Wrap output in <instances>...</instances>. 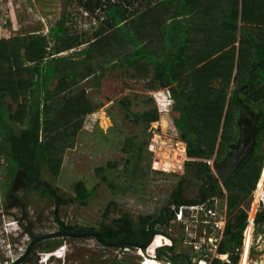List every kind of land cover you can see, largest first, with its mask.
<instances>
[{
    "label": "trees",
    "instance_id": "obj_1",
    "mask_svg": "<svg viewBox=\"0 0 264 264\" xmlns=\"http://www.w3.org/2000/svg\"><path fill=\"white\" fill-rule=\"evenodd\" d=\"M193 2L184 0L181 13L173 10L171 0H158L130 14L126 10L129 0H80L92 13L105 11L104 22L90 39L70 36L64 17L48 34L0 38V154L8 160L7 181L1 187L7 201L16 196L18 183L27 193L40 189L42 195L51 198L48 191L38 186L39 170L59 175L66 149L74 146L85 117L96 109L80 84L90 80L99 86L102 62L94 65L91 61L97 52L100 56L107 53L113 59L120 58L118 65L134 68L141 77L151 74V89L169 86L171 104L164 114L151 108L134 115L146 122L162 116L168 119L177 130V138L186 142L191 160L186 161L184 175L158 211L141 215L140 221L127 215L120 223L116 220L103 224L98 229L102 238L107 242L144 244L154 234L150 246L158 251L161 247L174 250L177 239L158 227H167L188 205L223 193L221 184L213 182L210 164L192 159H223L239 137L238 121L246 116L243 110H250L258 117L257 141L254 152L224 186L230 217L218 247L220 258L227 260V253H231V264H238L237 249L242 246L245 229L240 264H249L253 231L259 239L264 234V191L261 208L254 217L249 216L248 220V211L242 206L264 179V0L196 2L202 9L188 18L191 23L184 28L187 39L176 44L170 56L167 22L186 15V6ZM85 43L89 48L72 54L79 53L77 60L59 55ZM232 83L234 88L229 93ZM127 146L134 149L136 157L133 160L128 156L124 163L126 173L120 181L125 183L121 188L124 196L130 195L132 177L143 153L142 146L132 140ZM195 183L200 185L198 197L184 200V192ZM76 193L78 200L84 202L93 190L80 182ZM262 253L260 248L255 250L251 264L261 262Z\"/></svg>",
    "mask_w": 264,
    "mask_h": 264
},
{
    "label": "rangeland",
    "instance_id": "obj_2",
    "mask_svg": "<svg viewBox=\"0 0 264 264\" xmlns=\"http://www.w3.org/2000/svg\"><path fill=\"white\" fill-rule=\"evenodd\" d=\"M129 2L126 10L131 14L135 10L142 11L157 0L140 4L137 0ZM62 17L70 36L80 35L79 39L83 37L86 40L92 38L99 24L104 22L105 11L99 9L92 13L81 5L80 0H0V38L30 33L48 34L46 32L55 28ZM173 43L176 46L178 41ZM87 46L88 43H85L77 47ZM175 49L171 48L170 56ZM72 54L65 56L71 57ZM92 60L94 65L97 61L102 62L100 72L103 74L98 81L99 86L85 80L81 82L80 89H88L89 98L96 109L85 117L74 146L66 149L59 175L55 177L50 171L39 170L38 186L48 191L51 198L42 195L40 189L27 193L25 188L18 187V183L15 198L7 201L1 183L7 181L8 160L0 154V264H10L15 251L24 252L33 236L58 232L61 227L58 220L66 226L82 227L85 231H98L103 224L116 220L120 223L127 215L140 221L141 215H152L163 206L185 173L186 161L191 158L186 153V142L177 138L178 133L172 123L163 116L157 121L146 122L137 120L134 115L151 108H158L164 114L171 104L169 86L151 89L148 85L151 74L148 75L150 77H141L134 68L118 65L120 58L113 59L110 54L100 56L97 52ZM109 61L116 65L112 67ZM230 87L229 93L234 84ZM13 106L16 108L15 103ZM158 137L160 142L157 145L155 140ZM129 140L138 146L140 144L143 153L134 171L136 175L132 177L130 195L124 196L121 188L125 183L120 182L126 173L124 163L128 156L133 160L136 157L134 149L127 146ZM168 141L173 145L170 148ZM179 142L184 143V152L177 149ZM173 148L178 151L177 159L185 155L184 166L180 170H175L171 165ZM214 159L215 156L207 159L210 166ZM80 182L93 190V195L84 202L77 198L76 185ZM199 186L195 183L187 188L184 200L197 198ZM263 191L264 179L243 202L242 206L248 211V220L249 216L260 210ZM216 198L214 205L217 209L220 212L227 210L224 187L223 193L216 195ZM24 205H27L26 212ZM205 217L182 216L172 220L167 227H158L177 239L174 250L161 247L158 251L152 245L147 248L148 254L142 248L105 246L92 236H59L39 242L22 264H198L200 257L209 253L220 263L231 264L229 253L227 260L220 258L216 247L219 235L203 222ZM229 217L227 213V221ZM244 233L245 229L242 246L237 249L238 264L241 262ZM198 246L199 251L196 249ZM258 248L263 250V256L257 264H264V234L259 239L253 231L249 264L252 253ZM201 263L210 264L205 261Z\"/></svg>",
    "mask_w": 264,
    "mask_h": 264
},
{
    "label": "water",
    "instance_id": "obj_3",
    "mask_svg": "<svg viewBox=\"0 0 264 264\" xmlns=\"http://www.w3.org/2000/svg\"><path fill=\"white\" fill-rule=\"evenodd\" d=\"M258 121V117H255L251 120H246L241 118L238 121L240 132L239 137L236 142L230 145V150L221 160H213L211 167L214 173L213 182H219L223 187L228 182L229 178L238 170L241 164L247 159L249 155L254 152L258 129L256 128V122ZM191 160V159H190ZM192 160H205L209 164L210 162L206 159H192ZM59 236H72V237H87L92 236L95 237L98 242L105 246L110 247H136L142 248L144 252H146L147 248L152 244L154 239V234L150 237V239L144 243H136L132 241H118V242H107L105 241L101 233L99 231H82V232H74V231H58L46 234L39 239H48ZM229 258L231 259V253H229ZM206 262L210 264H229L228 262L220 263L216 257L213 255L203 257Z\"/></svg>",
    "mask_w": 264,
    "mask_h": 264
},
{
    "label": "built area",
    "instance_id": "obj_4",
    "mask_svg": "<svg viewBox=\"0 0 264 264\" xmlns=\"http://www.w3.org/2000/svg\"><path fill=\"white\" fill-rule=\"evenodd\" d=\"M262 198V196H261ZM217 200L216 196H213L199 204L195 205H188L185 208V211L182 212L177 216V218H181L182 216H195L197 217L198 215H204L206 216L203 219V222L207 225L211 231L217 233L219 235V241L216 244L217 250L219 247V244L224 238V231L227 223V210H223L220 212L219 209L214 205L215 201ZM261 203V200H260ZM216 238V236H214ZM217 239V238H216ZM215 245V244H214ZM198 246L196 249L199 251ZM213 255L212 253H209L207 255H203L199 259V263L197 262V259L195 260L198 264H202L201 261H205L202 259L203 257ZM214 256V255H213ZM206 262V261H205Z\"/></svg>",
    "mask_w": 264,
    "mask_h": 264
},
{
    "label": "crops",
    "instance_id": "obj_5",
    "mask_svg": "<svg viewBox=\"0 0 264 264\" xmlns=\"http://www.w3.org/2000/svg\"><path fill=\"white\" fill-rule=\"evenodd\" d=\"M189 1H192V0H189ZM193 1L194 2L192 4L188 3V5L186 6V9H185L186 15L173 17V18L169 19L167 22V29L166 30H167V32L170 33V36H171V39H170L171 48H177L173 43L175 40L178 41L177 44H180L181 42H183L187 39V36L184 33V28L186 27V25H190V23H191L190 20H188V18H190L194 13H197L202 9L201 7L196 6V5H198L196 2L199 1L200 3H202L203 0H193ZM183 3H184V0H171V4H172L171 7L176 12L181 13L183 11V9H181L183 7L182 6ZM168 47H170V45H168ZM83 48L82 47H75L73 49L63 51V52L59 53V55L65 56V55L74 53L77 50H81ZM164 57H165V55H163L162 58L164 59ZM77 58H79V53H78V55L74 54L71 56L72 60H75V59L77 60ZM49 87L52 88V85H50Z\"/></svg>",
    "mask_w": 264,
    "mask_h": 264
},
{
    "label": "flooded vegetation",
    "instance_id": "obj_6",
    "mask_svg": "<svg viewBox=\"0 0 264 264\" xmlns=\"http://www.w3.org/2000/svg\"><path fill=\"white\" fill-rule=\"evenodd\" d=\"M243 111L246 112V117L244 118L246 120H251V119L256 117V113L253 112V111H250V110H243ZM1 190H2V188H1ZM11 201H12V199H11ZM11 201H9V202H11ZM26 208H27V205H24V211L25 212L27 211ZM59 223H60V221H59ZM60 225H61V227H60L59 231H63V232H67V231L82 232V231H78L76 228H73L71 226H66L64 223L63 224L60 223ZM44 235L33 236L34 238L31 240L29 246L27 247V249L24 252L18 253L17 251H15V254H13L12 262L10 264H22L27 259V257L32 253V250L34 249V247L39 242H41L43 240H46V239H42V240L39 239L40 237H42ZM60 237H67V236H60Z\"/></svg>",
    "mask_w": 264,
    "mask_h": 264
},
{
    "label": "bare ground",
    "instance_id": "obj_7",
    "mask_svg": "<svg viewBox=\"0 0 264 264\" xmlns=\"http://www.w3.org/2000/svg\"><path fill=\"white\" fill-rule=\"evenodd\" d=\"M161 137V136H160ZM160 137H158L156 140H155V143L158 145V142H160L158 139L160 138ZM157 141V142H156ZM171 141H168V143H167V146L170 148V147H172L173 145L170 143ZM177 145V144H176ZM178 150H180L181 152H184V143L183 142H179L178 143V148H177ZM177 155H178V151L175 149V148H173V156H172V162H171V165H173V167H175V170H180V169H182L183 168V159H184V156H183V154H182V158L181 159H177L178 157H177ZM180 156V155H179ZM255 215V214H254ZM254 215H252V216H250V217H254Z\"/></svg>",
    "mask_w": 264,
    "mask_h": 264
}]
</instances>
